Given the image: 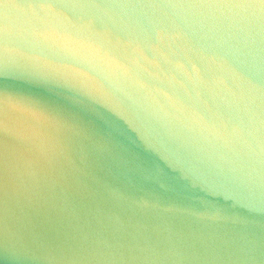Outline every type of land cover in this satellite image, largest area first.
<instances>
[{"label": "water", "instance_id": "95a60500", "mask_svg": "<svg viewBox=\"0 0 264 264\" xmlns=\"http://www.w3.org/2000/svg\"><path fill=\"white\" fill-rule=\"evenodd\" d=\"M0 264H264V0H0Z\"/></svg>", "mask_w": 264, "mask_h": 264}]
</instances>
